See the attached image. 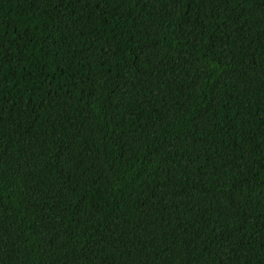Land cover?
I'll return each instance as SVG.
<instances>
[{
  "label": "trees",
  "instance_id": "trees-1",
  "mask_svg": "<svg viewBox=\"0 0 264 264\" xmlns=\"http://www.w3.org/2000/svg\"><path fill=\"white\" fill-rule=\"evenodd\" d=\"M0 264H264V0H0Z\"/></svg>",
  "mask_w": 264,
  "mask_h": 264
}]
</instances>
